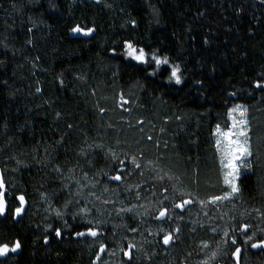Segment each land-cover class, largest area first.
<instances>
[{
    "label": "trees",
    "instance_id": "obj_1",
    "mask_svg": "<svg viewBox=\"0 0 264 264\" xmlns=\"http://www.w3.org/2000/svg\"><path fill=\"white\" fill-rule=\"evenodd\" d=\"M77 25L94 32L73 33ZM125 41L179 64L182 83L126 59ZM262 76V0H0V172L12 194L0 243H21L0 264H88L87 246L69 234L43 246V225L61 221L34 211L44 199L64 204L76 178L93 189L117 174L121 158L124 177L135 158L162 170L172 192L223 195L213 134L218 124L227 127L225 114L236 104L247 109L253 156L228 212L264 226V89L255 87ZM148 180L137 179V187ZM15 194L30 211L14 222ZM82 194L79 208L87 210ZM112 215L100 222L111 225ZM195 251L185 242L157 264H180ZM156 252L149 246L143 258Z\"/></svg>",
    "mask_w": 264,
    "mask_h": 264
},
{
    "label": "flooded vegetation",
    "instance_id": "obj_2",
    "mask_svg": "<svg viewBox=\"0 0 264 264\" xmlns=\"http://www.w3.org/2000/svg\"><path fill=\"white\" fill-rule=\"evenodd\" d=\"M0 177H2L1 172ZM109 177L110 176H108V182H118L110 180ZM155 187L156 189H154ZM165 189H167V187H165V185L161 182H159L158 184L141 182L140 189L138 191L139 198L137 197V195H135V197L136 201L138 199L140 203H143L145 205V213L142 215L141 220H139L137 224H132V226H130L129 229L124 232L123 235L125 238L122 240L123 243L120 244V247L116 250L113 244L114 238L108 239L106 237L109 232L107 233L104 229L101 230L92 225H88L86 222H83L89 221L91 219V216L78 215H73L71 217L61 216L59 218L61 222L54 223L53 226L50 227L46 226L42 237L43 246H47L52 242L59 243L63 235L65 237L64 239L66 240L65 235L69 234L71 235V240H73L74 242H78L79 245L87 246L88 251L91 253L88 264H94V261L97 259V255L100 256V259L96 264H134L136 261L137 263H143V261H147V264H152V262L154 261V264H157L158 261L169 258L166 257L168 256L167 253L173 254L175 252H178L180 245L188 242L191 244L195 243V254L190 256V258L187 260H181L180 264H236V258L232 256V253L235 251L236 247L241 248L239 264H264V250L253 249L250 246L252 242H256V240L264 238V236H262V234L257 231L259 228H264L263 225L258 226V224L252 222V220H246L243 217H241L238 222L233 223L234 227L232 228H228L230 226H228L227 223H223L220 221L209 222L210 219L211 221L213 220V216H217L221 211H225V203L217 202L216 204H211L209 203V200L200 199L190 193H183V195L181 196L180 194L172 192L168 189L167 191H165ZM4 190L6 191V207L4 213L0 214V219L6 216V212L9 209L8 204L11 202L10 199L12 197V194H8L6 187ZM13 196L14 205L11 207V215L12 220L15 222L25 215V210L26 212L28 211V204L25 201L23 205L24 210L19 216H17L15 210L21 205L16 197L20 196V194H15ZM165 197H168V199H165ZM184 199H191L193 203L186 205L183 210L174 209L171 213V219H167L164 221H157L154 219V216L158 214V209L161 206H167L171 208V205L173 203H179ZM199 201L207 204L209 208H211L204 210V212L207 213L205 218V221L207 223H202V225L204 226L203 234L201 235L203 238L202 246L199 244V238L195 236L190 229V224L195 220H197L201 224L199 217L200 211L198 209L199 205L197 204V202ZM213 210L216 212H213ZM180 217L183 218L181 219ZM244 222L252 225L248 232L249 235H251L253 231H257V236L252 242H249L248 244H245L243 242L244 237L239 236L237 232L233 231L234 229H238L239 226ZM88 227L95 228L99 232V235L97 237H92L87 234L84 236L76 235L77 232H86ZM161 227L164 229V232H173L174 242L172 244L168 246L162 244L163 233L159 232V229ZM177 227L180 229L179 233H176L174 231ZM134 228L137 229V231H131V229ZM56 229H60V237L56 236ZM210 229H219L220 233L218 235H212ZM225 231L229 233L227 237L224 236ZM233 235L237 236L236 245H232L230 243L231 237ZM134 236H136L137 238L135 240H140L141 243L139 244V246L141 247V250L137 251L135 248L131 249L133 259L129 261L128 258L124 255V252L129 251L128 245L130 243L135 244V240L131 239ZM139 236L141 237L139 238ZM45 238H47V243H45ZM12 244L13 242L10 244V246ZM151 244L156 247L158 251L156 252V254L159 253V255H154L151 257L148 254H145L147 257L143 258L144 253L147 252L149 246H153ZM205 244L207 245V247L204 246ZM101 245L105 246V251L103 253L100 252ZM19 252L20 249L15 253L9 252L6 256H0V261L6 260V258L10 256H16L19 254ZM213 253H216L215 257H213ZM194 258H197V260H194Z\"/></svg>",
    "mask_w": 264,
    "mask_h": 264
},
{
    "label": "snow or ice",
    "instance_id": "obj_3",
    "mask_svg": "<svg viewBox=\"0 0 264 264\" xmlns=\"http://www.w3.org/2000/svg\"><path fill=\"white\" fill-rule=\"evenodd\" d=\"M264 2V0H262ZM73 33H82L85 36L91 35L94 32L93 28H87L77 25L71 29ZM30 42V41H29ZM207 42V41H206ZM124 51L123 55L127 57L128 59L135 61L137 64H147V65H155L153 71L150 73V75H155L157 72H161L163 66H168V68H164V71H169V79L174 80L176 84L182 83V70L179 64H171L168 57H161L158 55V50H154L151 52H148L145 50L144 47H137L134 43L130 41L124 42ZM256 88L264 89V76L261 77L260 81H257L255 84ZM40 89L37 88V92H39ZM232 95H235V93H232ZM123 104L128 103V101L123 100V97H121ZM234 113H238L239 119H237L236 115H233ZM247 109L242 105H235L232 107L229 112L228 116L231 119V126L228 127L226 131H222L220 128V125L218 124L216 126V133L220 139L216 140V147L219 152L220 157V165L222 169V179L223 183L226 186L227 189H230V191H226L223 195H217L210 198L209 203L216 204L219 201H225V200H231L233 197H235L236 194L240 192V187L238 184V181L241 179V170L242 169H250L251 163L250 158L253 156L252 150H251V142H250V128L248 125V120L246 118ZM71 128V125L68 126ZM114 160H118L117 157L113 156ZM119 169L117 170V174L112 175L109 177L112 181H122L124 179V173H125V162L123 160L118 161ZM132 163L135 165V168H140V165L136 163L135 158L132 159ZM59 171V169H56ZM107 175V173H105ZM128 175H131V173H128ZM5 184L0 177V214L4 213L5 207H6V191ZM108 189L106 188L105 191ZM167 191V189H165ZM182 196L183 193H180ZM137 197L139 198V193H137ZM20 202V207L16 208V215L19 216L21 212L24 210L23 205L25 203V197L23 195H20L16 197ZM165 199H168V197H165ZM105 203H110V201H104ZM193 203L191 199H184L179 203H173L171 205V208L167 206H161L158 209V214L154 216V219L157 221H164L167 219L172 218V211L174 209H181L183 210L186 205H189ZM162 204V202H161ZM132 208H122L120 211H127L131 212ZM85 214H87V210H82ZM59 215V213H57ZM207 215V213H205ZM181 219L183 217H180ZM88 225L92 224V221H86ZM252 227L247 222L242 223L238 229H234V232H237L239 236L244 237V243L248 244L249 242H252L254 238L257 236V231L264 236V228H259L257 231H253L251 235L248 234L249 229ZM131 231L135 232L137 229H131ZM176 233H179L180 229L177 227L174 230ZM215 231V229H213ZM160 233H163L162 236V244L165 246H168L174 242V235L172 231L164 232V229L161 227L159 229ZM55 234L57 237L61 236L60 229L55 230ZM90 235L92 237H97L99 235V232L93 228L88 227L86 232H77V236H84V235ZM229 233L227 231L224 232V236L227 237ZM47 238H45V243H47ZM230 243L232 245L237 244V236L233 235L231 237ZM207 247V245H204ZM251 248L253 249H261L264 250V238H260L256 240V242L251 243ZM136 245L129 244L128 249L129 251H125L124 255L128 258L129 261L133 259L131 249L135 248ZM21 248V243L19 240L15 241L11 246L8 243H0V256H6L9 252L15 253ZM105 251V246H100V252L103 253ZM241 253V248L236 247L235 251L232 253V256L236 258V264H239V257ZM216 253H213V257H215ZM100 259V256L97 255V260Z\"/></svg>",
    "mask_w": 264,
    "mask_h": 264
},
{
    "label": "rangeland",
    "instance_id": "obj_4",
    "mask_svg": "<svg viewBox=\"0 0 264 264\" xmlns=\"http://www.w3.org/2000/svg\"><path fill=\"white\" fill-rule=\"evenodd\" d=\"M125 58L128 59L127 57H125ZM128 60H130V59H128ZM130 61H132V60H130ZM132 62L136 63L135 61H132ZM164 68H168V66H163L162 69H164ZM169 71H170V69H169ZM167 81H168V83H171V81L173 83H175L174 80H170L169 78ZM173 83H171V84H173ZM175 85H180V84L175 83ZM234 106L235 105H233L232 107H234ZM232 107H230L225 114L227 127L226 128L220 127L222 131H226L228 129V127L231 126V119L228 116V112ZM233 115H236L237 119H239L238 113H234ZM213 136H214L215 149H216L217 158H218V164L221 168L219 152H218L217 147H216V140L220 139L221 137H219L217 135L216 127L214 129ZM109 155H110V153H109ZM109 155H108V157L110 159L109 162H111V164H113L114 162L116 163V161L113 159V156H115V155L114 154H111L110 156ZM121 160H124V158H121ZM136 163L140 165V168H138V169L135 168V165L132 163V159H128L127 160V167H126V174L127 175L124 177V179L122 181H118L114 185H111L108 183V176L109 175L106 176L103 180L100 179L97 186L94 184L92 186L93 189L89 186V183L86 180H84V179L79 180L76 178V179H74L72 184L68 187V189H69L68 198L64 204H62L60 206H55L52 203V201L50 200V198L44 199L43 200L44 208L38 207L34 212H38V213L42 212L45 216H47L49 218V220L59 219L61 216L71 217L73 215L75 216V214H78V216H91L90 221H92V224H91L92 226H96L99 228L109 227L112 229L111 230L112 237H109L108 234L106 235V237L108 239L114 238L113 244H114L115 250H116L117 248L120 247V244L123 243L122 240L125 238L123 235L124 232H126L129 229V227L132 226V224H134V223L137 224V222H139V220H141L142 215L145 213V205L143 203H140L138 199H137V201L136 200H134V201L129 200L131 196H133L135 198L134 195H137V193L140 189V186H139V188L137 187L136 180L137 179H140V180L150 179L151 181L148 180V182L152 183L155 181V184H158L159 182L163 183L164 181L169 179L168 176L166 174H164L163 171L160 170L153 163H139L138 161H136ZM221 171H222V169H221ZM244 171H246V170L242 169L241 174ZM69 172L72 174L75 171L72 167H70ZM128 173H131V175H128ZM145 182H147V181H145ZM106 188L108 189L107 191H105ZM154 189H156V187ZM83 190H86V198H88V200L85 202V203H87L86 205L89 206L88 207L89 212L87 214H85L82 211V210H86L85 208H82V209L79 208V203L82 202L81 196L83 197V194H82ZM117 190H121L118 197L115 198L114 201H110V203H105L104 201H109L110 199H112V197H115ZM227 191H230V189H227ZM41 197H43V196H40V198ZM233 198L231 200H233ZM231 200L219 201L221 203H225L226 210L221 211L219 213V215H217V216H213V220L211 221V219H210L209 222L220 221L223 223H227L228 226H230L228 228L234 227L233 223L238 222L239 219L243 215L240 217V214L237 212H236V215L233 212H228L229 207H227V204L230 203ZM88 201L89 202L91 201V203L88 204ZM107 204H110V205L106 206ZM197 204L199 205L198 209L200 211L199 217H200L201 224L197 220H195L193 223L190 224V229H191V232L199 238V244L202 246L203 238L201 235L203 234V228H204L202 223H207L205 221L206 215H204L205 214L204 210L211 209V208H209V206L207 204H205L201 201L197 202ZM122 208H132L133 210L131 212H127V211L122 212V211H120V209H122ZM28 211H30V203L28 205ZM27 212L25 210V214ZM213 212H216V211L213 210ZM57 213H59V215H57ZM107 213H112L113 214L112 216L116 217V218H114L115 221H110L111 225L103 224L100 222L102 219H104V216ZM202 215H204V216H202ZM195 217H196V215H195ZM46 226L50 227L51 225H48L47 223H45L43 225V230H45ZM210 232L212 235H218L220 233L219 229H215V231H213V229H210ZM140 237L141 236H139V238ZM140 243H141L140 240H135L134 245H136L135 249L137 251L141 250V247L139 246ZM194 260H197V258H194Z\"/></svg>",
    "mask_w": 264,
    "mask_h": 264
},
{
    "label": "water",
    "instance_id": "obj_5",
    "mask_svg": "<svg viewBox=\"0 0 264 264\" xmlns=\"http://www.w3.org/2000/svg\"><path fill=\"white\" fill-rule=\"evenodd\" d=\"M98 262V260L96 259L95 261H94V264H96Z\"/></svg>",
    "mask_w": 264,
    "mask_h": 264
}]
</instances>
